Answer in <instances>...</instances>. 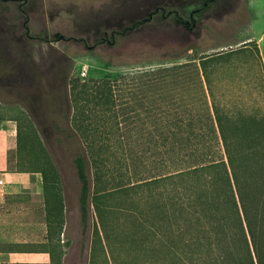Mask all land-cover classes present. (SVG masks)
Masks as SVG:
<instances>
[{
	"label": "trees",
	"instance_id": "16d2710c",
	"mask_svg": "<svg viewBox=\"0 0 264 264\" xmlns=\"http://www.w3.org/2000/svg\"><path fill=\"white\" fill-rule=\"evenodd\" d=\"M20 11L30 39L23 4ZM9 42L0 28V102L27 112L15 119V170L41 175L50 264H60L52 242L61 241L64 203L54 157L36 128L39 104L75 148L83 232L92 219L90 264H111L117 246L125 256L133 252L136 264L149 256L170 264H209L214 256L228 264L238 241L248 264H264V114L226 107L211 82L213 72L238 73L235 60L251 57L264 80L255 41L182 64L88 79L69 77L61 62L44 72L28 52L19 53L20 69ZM125 256L120 264H131Z\"/></svg>",
	"mask_w": 264,
	"mask_h": 264
},
{
	"label": "rangeland",
	"instance_id": "374dc122",
	"mask_svg": "<svg viewBox=\"0 0 264 264\" xmlns=\"http://www.w3.org/2000/svg\"><path fill=\"white\" fill-rule=\"evenodd\" d=\"M21 4L29 16L30 39L24 34ZM157 6L164 9L154 12ZM177 16L188 25L178 22ZM136 21L142 23L125 30ZM191 24L193 27L188 29ZM0 28L6 39L14 40L7 48L20 69L24 65L19 53L28 52L44 72L61 62L68 69L69 77L83 79L182 64L252 41L257 43L264 64V0H3L0 1ZM188 46L195 49L187 51ZM235 61L238 73H212L214 96L228 108L240 104L247 112L264 114V80L259 76L258 63L252 57ZM244 61L248 63L242 64ZM105 63L110 64L109 68H105ZM82 71L85 76L80 75ZM191 81L196 83L198 79ZM46 111L44 105H37L36 128L54 157L64 203L61 241L58 246L56 241L52 242L55 262L90 264L92 219L83 232L78 201L80 183L73 164L75 148L67 143V133L59 134L48 123ZM26 113L19 105L0 104V117L23 120ZM0 162L7 169H15V151L5 152L1 136ZM154 252L157 257H163L161 251ZM234 252L228 264L249 263L242 242L236 243ZM124 254L125 250L117 246L111 264H120ZM125 257L136 264L133 252ZM154 259L146 257L144 264H170ZM215 259L210 256L209 264H216Z\"/></svg>",
	"mask_w": 264,
	"mask_h": 264
},
{
	"label": "crops",
	"instance_id": "0c3cea01",
	"mask_svg": "<svg viewBox=\"0 0 264 264\" xmlns=\"http://www.w3.org/2000/svg\"><path fill=\"white\" fill-rule=\"evenodd\" d=\"M0 136L5 152L15 151L14 117H0ZM49 247L40 173L0 162V264H50Z\"/></svg>",
	"mask_w": 264,
	"mask_h": 264
},
{
	"label": "built area",
	"instance_id": "2783aa9c",
	"mask_svg": "<svg viewBox=\"0 0 264 264\" xmlns=\"http://www.w3.org/2000/svg\"><path fill=\"white\" fill-rule=\"evenodd\" d=\"M80 75H81V76H85V72H84V71H82Z\"/></svg>",
	"mask_w": 264,
	"mask_h": 264
}]
</instances>
